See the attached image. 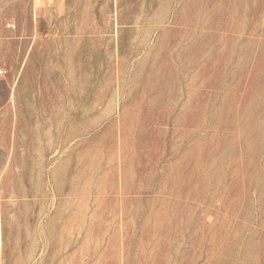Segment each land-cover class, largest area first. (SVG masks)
Here are the masks:
<instances>
[{
    "label": "rangeland",
    "instance_id": "rangeland-1",
    "mask_svg": "<svg viewBox=\"0 0 264 264\" xmlns=\"http://www.w3.org/2000/svg\"><path fill=\"white\" fill-rule=\"evenodd\" d=\"M0 264H264V0H0Z\"/></svg>",
    "mask_w": 264,
    "mask_h": 264
}]
</instances>
